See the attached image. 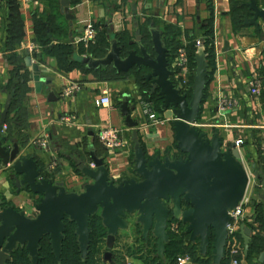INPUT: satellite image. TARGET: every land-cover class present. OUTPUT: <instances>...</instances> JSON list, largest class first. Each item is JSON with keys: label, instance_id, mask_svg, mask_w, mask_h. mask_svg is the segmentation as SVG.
<instances>
[{"label": "crops", "instance_id": "crops-1", "mask_svg": "<svg viewBox=\"0 0 264 264\" xmlns=\"http://www.w3.org/2000/svg\"><path fill=\"white\" fill-rule=\"evenodd\" d=\"M239 1L245 3L247 0ZM257 1L264 8V0ZM232 8L231 0H212L214 38L210 64L207 58L210 83L197 127L207 132L209 137L219 132L225 146H230L238 138L244 140V155L260 175L256 178L258 180H252L248 189L250 202L245 208L244 222L264 213V19H258L259 27L246 25L243 17L250 16V11L245 7L247 12L237 27ZM13 12L20 25L17 38L9 34ZM70 12L75 19H67L61 12V0L57 8L55 2L49 0H0V114L11 96L10 90L16 88L18 82H24L26 93L10 110L6 122L8 129L5 134L10 140L8 146H13L12 140L16 139L22 148L21 156L34 157L42 166L49 168L46 176L63 182L68 191L81 193L85 184L92 181L80 172L76 160L88 163L92 152L106 157L111 179L117 184L137 177L134 129L128 127L121 110L126 98L138 105V112L133 113V118L140 120V141L147 155L178 157L180 152L175 147L172 121L143 128L146 118L142 115L140 100L146 97L142 94L138 71L119 73L112 65L90 69L87 64L75 62L72 56L61 66L57 45L63 41L70 44L78 55L97 59L90 53L91 45L86 47L75 43L83 34L84 22L90 20L102 30L98 39L103 38L107 42V53L111 48V36L133 41L139 29L146 33L148 28H155L162 33L164 43H170V48L196 43V56L202 42L201 26L212 11L209 0H71ZM44 13L54 15L55 24L61 28L53 32L58 38L55 37L47 49L37 43L35 22L36 15ZM31 46L41 48L33 52ZM175 49L171 50L172 53ZM26 52L31 56L42 55L41 61L33 59V66L40 72L35 73L33 66H27ZM194 68L196 70V65ZM255 78L263 84L259 98L250 91L251 81ZM71 84H76L78 89L71 96H65L63 90ZM106 87L110 89L111 105H98L97 101ZM221 96L235 98L238 105L221 111ZM156 103L157 113L165 118L160 103ZM67 117L72 120L66 121ZM103 125L125 129L127 148L112 150L105 147L98 138ZM40 137L48 138L49 148L42 149L32 144ZM10 176V170L2 168L0 161V198L19 210H26L29 216L35 215L40 196L26 188L18 191ZM257 184H262L259 190L256 189ZM137 226L133 224L128 230L119 232L110 259L106 258L108 248L105 242L95 256L96 264H126L128 261L132 264H153L149 254L139 251L140 245L142 247L146 241ZM240 241L242 252L237 256L239 264L260 262L264 251L246 254L243 239ZM194 244L197 253L187 264H215L211 252L203 255L199 244ZM156 256L159 257L157 252ZM159 258L164 264H172L167 256ZM221 264H232L231 256L227 254Z\"/></svg>", "mask_w": 264, "mask_h": 264}, {"label": "water", "instance_id": "water-1", "mask_svg": "<svg viewBox=\"0 0 264 264\" xmlns=\"http://www.w3.org/2000/svg\"><path fill=\"white\" fill-rule=\"evenodd\" d=\"M70 6L71 0H61V12L73 20L75 16L71 14ZM243 6L250 11V16L243 17L244 23L259 27L258 19H264V8L257 0H247ZM147 31L142 33L139 29L133 41L111 36V48L104 58L80 56L77 52H73L72 58L87 64L90 69L112 65L119 73L138 71L141 88H147L145 93L160 103L165 118L172 121L175 147L180 156L147 155L140 141V120L133 118L138 105L126 98L121 110L128 127L134 129L137 177L117 184L111 179L106 157L92 152L88 163L76 160L80 172L92 182L85 184L81 193L68 191L63 182L46 176L47 166H42L32 156H21L22 148L16 139L12 140L13 146H8L10 140L3 127L12 105L9 96L0 114L1 167L10 170V179L18 191L26 188L40 199L35 207L37 213L29 216L26 210H19L0 198V264L12 260L13 254L20 249L28 252L32 264H39L45 239L49 240L60 261L67 221L76 224L81 257L86 259L93 231L91 223L97 215L107 230V259L113 255L111 250L119 232L128 230L133 224L141 226L146 242L155 238L157 255L164 258L172 219L182 221L189 240L199 244L201 254L211 252L215 264H221L226 258L229 226L233 220L230 211L246 196L250 179L235 142L225 146L219 132L209 137L197 127L210 83L205 46L201 42L195 56L191 92H184L170 67L171 50L165 45L162 33L155 28ZM26 54L27 66H33V59L42 60V55ZM33 67L35 73L40 72L35 65ZM261 186L257 184L256 189ZM239 234L247 254L252 229L242 222ZM259 261L264 263V252Z\"/></svg>", "mask_w": 264, "mask_h": 264}, {"label": "trees", "instance_id": "trees-1", "mask_svg": "<svg viewBox=\"0 0 264 264\" xmlns=\"http://www.w3.org/2000/svg\"><path fill=\"white\" fill-rule=\"evenodd\" d=\"M50 2H55L56 8L58 7L60 0H49ZM232 2V11L233 17L236 26L238 27L242 22V17L246 14V9L242 5L241 1L239 0H231ZM211 4V16L205 20L201 26V39L205 46V51L207 54V58L209 60V64L212 62V51H213V38H214V13L212 9V0H209ZM50 13H44L36 15V30H37V43L41 45L43 48L47 49L50 43L55 39L53 32L56 30H60L61 28L55 24V19ZM12 24L11 29H9V34L12 38H17L19 34V23L18 19L16 18L15 12L11 16ZM148 33V31H146ZM102 34V32H101ZM100 34V35H101ZM99 35V37H100ZM163 36V35H162ZM58 38V37H57ZM58 40L61 41L59 38ZM165 45L170 49L174 50V48H170V43H165ZM91 54L93 57H103L107 53L108 45L107 42L103 38L97 39V42L94 45L90 46ZM179 46L175 49V52L172 53L171 51V58L176 53ZM197 46L196 43L193 45H188V50L192 57L193 65L195 66V52ZM57 54L60 60L61 66L67 61V59L72 56L73 54V47L70 44L64 43L61 41L56 47ZM170 58V60H171ZM80 66L79 64H76ZM209 72V71H208ZM210 78V74H209ZM141 79H139L140 81ZM16 88H12L10 90L12 96V105L11 109H14L15 104L18 100H20L23 95L26 93V85L24 82H18L15 85ZM142 94L144 97L150 98L154 100L155 104L156 101L153 97H150L147 93H145L144 87H142ZM152 100V101H153ZM185 207H188L185 204ZM244 223L252 229L251 235V242H250V249L248 254L260 253L264 251V213L258 214L252 221L245 220ZM257 224V225H256ZM92 235H91V244L89 249V255L86 259L81 257V250L79 247L78 236L76 234V224L71 221H67V232H66V239L63 242V251L61 260L58 261L53 253L52 247L49 243L48 239H45L42 242V246L40 249V256L41 260L39 264H96V254H99L101 251V247L106 242L107 230L102 224V220L97 215L92 219ZM182 226V224H181ZM140 225L137 226V230L140 232ZM170 234V241L167 244L165 256H167L171 261L172 264L176 263V258L180 254L189 253L192 257L196 255V244L189 241V235L184 230L180 234L172 233L169 230ZM142 239V238H141ZM242 239V238H241ZM143 240V239H142ZM153 242L150 241L148 243L144 242L142 247L140 245L139 251H142L149 254L150 262L153 264H164L162 260L156 256V240L152 237ZM142 248V249H141ZM6 264H32L31 258L28 252L25 249H20L13 254L12 260L8 261Z\"/></svg>", "mask_w": 264, "mask_h": 264}, {"label": "built area", "instance_id": "built-area-1", "mask_svg": "<svg viewBox=\"0 0 264 264\" xmlns=\"http://www.w3.org/2000/svg\"><path fill=\"white\" fill-rule=\"evenodd\" d=\"M26 2H31L34 0H25ZM102 30L96 26V24L90 20L84 22L83 34L75 40L76 44H83L86 47H89L93 43L96 42ZM201 43V42H200ZM199 43V45H200ZM40 46H31L30 50L33 52H38ZM170 67L175 71V80L179 86H182L184 92H191V85L193 83V79L195 76V68L192 62L191 54L188 50V45L180 46L174 56L170 60ZM263 84L259 78H255L251 81L250 91L253 96L256 98L260 97L261 90ZM78 86L76 84L68 85L64 88L63 94L65 96H71L76 90ZM98 105L110 106L111 98H110V89L104 88L102 90V97L97 101ZM238 105V101L235 98H230L228 96H221L219 99V109L221 111H227L235 108ZM140 107L142 115L145 116L146 122L143 125V128L148 126L163 124L168 121L166 118L160 116L155 107L154 101L150 99H141ZM66 121L70 122L72 118H65ZM8 129L7 124L4 125L3 131L6 132ZM98 138L101 143L112 150H119L127 148L128 141L125 137V129L117 128L110 125H103L100 127L98 132ZM32 144L38 148L47 149L49 148V141L47 137H40L35 139ZM236 147L240 152V160L245 167L248 176H249V187L251 185L252 180H258V173L255 172L251 163L248 161L243 152L244 140L238 138L235 140ZM263 153H264V143H263ZM257 176V177H256ZM249 189V188H248ZM248 193V192H247ZM249 197L246 196L239 203L237 207L230 211V215L233 217L231 221V225L229 226V244H228V252L231 256L232 264H239L238 255L242 252V243L240 241V225L243 220V215L245 212L246 206L249 204ZM182 224V226H181ZM169 229L172 233L180 234L184 230L186 231V226L182 223V221L172 219L169 224ZM168 229V230H169ZM192 260V256L189 253L178 255L176 258V264H187ZM126 264H132V262L128 261ZM253 264H262L260 262H255Z\"/></svg>", "mask_w": 264, "mask_h": 264}, {"label": "rangeland", "instance_id": "rangeland-1", "mask_svg": "<svg viewBox=\"0 0 264 264\" xmlns=\"http://www.w3.org/2000/svg\"><path fill=\"white\" fill-rule=\"evenodd\" d=\"M57 35V34H56ZM170 230V229H169ZM151 241L153 242V240L151 239Z\"/></svg>", "mask_w": 264, "mask_h": 264}]
</instances>
